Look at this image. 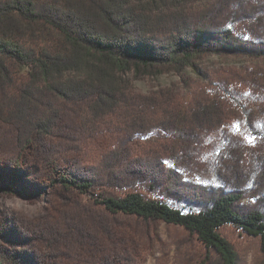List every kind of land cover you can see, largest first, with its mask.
<instances>
[{
    "label": "trees",
    "instance_id": "16d2710c",
    "mask_svg": "<svg viewBox=\"0 0 264 264\" xmlns=\"http://www.w3.org/2000/svg\"><path fill=\"white\" fill-rule=\"evenodd\" d=\"M212 54L264 60V0H0V147L42 143L72 109L85 139L115 141L61 179L92 196L66 236L83 220L106 230L132 216L182 227L200 264H243L221 233L233 226L258 239L252 264H264V66L215 71L186 96L140 93L124 78L201 75L196 61ZM12 262L0 250V264Z\"/></svg>",
    "mask_w": 264,
    "mask_h": 264
},
{
    "label": "rangeland",
    "instance_id": "374dc122",
    "mask_svg": "<svg viewBox=\"0 0 264 264\" xmlns=\"http://www.w3.org/2000/svg\"><path fill=\"white\" fill-rule=\"evenodd\" d=\"M196 63L201 75L185 68L150 77L127 73L124 78L140 93L169 88L186 96L207 83L215 71L264 66L263 59L216 54ZM78 121L77 110L72 109L60 121L64 128L42 143L12 155L0 147V176L15 191L0 192V250L12 255L17 264H200L201 245L182 227L162 221L120 215L108 219L104 230L83 220L77 235H65V221L92 196L91 191L64 186L61 179L68 178L70 171L78 174L95 167L115 145L107 132L85 139ZM138 141L132 140L133 149ZM221 233L234 244L243 264L253 263L258 239L233 226H224Z\"/></svg>",
    "mask_w": 264,
    "mask_h": 264
},
{
    "label": "snow or ice",
    "instance_id": "6c2138e0",
    "mask_svg": "<svg viewBox=\"0 0 264 264\" xmlns=\"http://www.w3.org/2000/svg\"><path fill=\"white\" fill-rule=\"evenodd\" d=\"M254 138H249V143L253 142Z\"/></svg>",
    "mask_w": 264,
    "mask_h": 264
}]
</instances>
